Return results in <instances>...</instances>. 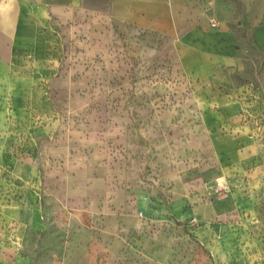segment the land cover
<instances>
[{
	"label": "rangeland",
	"instance_id": "rangeland-1",
	"mask_svg": "<svg viewBox=\"0 0 264 264\" xmlns=\"http://www.w3.org/2000/svg\"><path fill=\"white\" fill-rule=\"evenodd\" d=\"M61 25L0 74V264H264L259 29L203 47L170 0Z\"/></svg>",
	"mask_w": 264,
	"mask_h": 264
},
{
	"label": "crops",
	"instance_id": "crops-1",
	"mask_svg": "<svg viewBox=\"0 0 264 264\" xmlns=\"http://www.w3.org/2000/svg\"><path fill=\"white\" fill-rule=\"evenodd\" d=\"M104 1H109L110 7L111 2L115 3ZM170 1L180 23L189 19L191 30L186 36L195 40L194 35L201 36L203 47L229 50L235 38L234 29H259V34L264 35V0H212L211 11L202 14L196 0ZM101 4L102 0H0V74L7 73L10 67L8 43L12 47L13 43L26 41L31 29H62L61 24L67 23L70 16L101 14ZM211 18L219 20L217 27L211 26ZM54 20L59 27L53 25ZM212 33L219 39L215 41L209 36Z\"/></svg>",
	"mask_w": 264,
	"mask_h": 264
},
{
	"label": "built area",
	"instance_id": "built-area-1",
	"mask_svg": "<svg viewBox=\"0 0 264 264\" xmlns=\"http://www.w3.org/2000/svg\"><path fill=\"white\" fill-rule=\"evenodd\" d=\"M211 26L212 27H217L218 26V21L217 20H214L211 22Z\"/></svg>",
	"mask_w": 264,
	"mask_h": 264
}]
</instances>
